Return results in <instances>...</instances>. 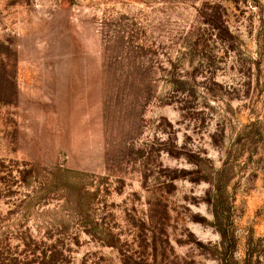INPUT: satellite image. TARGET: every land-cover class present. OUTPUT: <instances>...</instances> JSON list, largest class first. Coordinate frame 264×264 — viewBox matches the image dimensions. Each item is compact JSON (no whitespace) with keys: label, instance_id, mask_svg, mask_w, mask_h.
I'll list each match as a JSON object with an SVG mask.
<instances>
[{"label":"rangeland","instance_id":"1","mask_svg":"<svg viewBox=\"0 0 264 264\" xmlns=\"http://www.w3.org/2000/svg\"><path fill=\"white\" fill-rule=\"evenodd\" d=\"M0 252L264 264V0H0Z\"/></svg>","mask_w":264,"mask_h":264},{"label":"trees","instance_id":"2","mask_svg":"<svg viewBox=\"0 0 264 264\" xmlns=\"http://www.w3.org/2000/svg\"><path fill=\"white\" fill-rule=\"evenodd\" d=\"M21 238H22V240H24V237L23 236H21ZM2 254H1V252H0V264H2V262H1V260H2Z\"/></svg>","mask_w":264,"mask_h":264}]
</instances>
